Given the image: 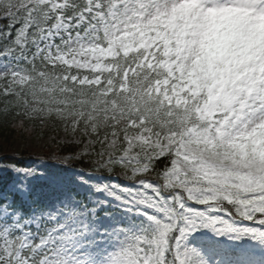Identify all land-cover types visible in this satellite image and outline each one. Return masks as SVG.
Here are the masks:
<instances>
[{"label":"snow or ice","instance_id":"snow-or-ice-1","mask_svg":"<svg viewBox=\"0 0 264 264\" xmlns=\"http://www.w3.org/2000/svg\"><path fill=\"white\" fill-rule=\"evenodd\" d=\"M257 25L264 0H0V264H264Z\"/></svg>","mask_w":264,"mask_h":264},{"label":"rangeland","instance_id":"rangeland-1","mask_svg":"<svg viewBox=\"0 0 264 264\" xmlns=\"http://www.w3.org/2000/svg\"><path fill=\"white\" fill-rule=\"evenodd\" d=\"M255 33L264 35V26L257 25L254 29ZM256 39H259V35H257ZM19 149V142L15 139V136L10 139L9 144L6 146L4 144L0 143V154H6L9 153V156L15 154ZM30 162V160H27V163Z\"/></svg>","mask_w":264,"mask_h":264},{"label":"trees","instance_id":"trees-1","mask_svg":"<svg viewBox=\"0 0 264 264\" xmlns=\"http://www.w3.org/2000/svg\"><path fill=\"white\" fill-rule=\"evenodd\" d=\"M12 137H14V134H12V133H4V134L0 135V143L7 146ZM25 155H27V154H25Z\"/></svg>","mask_w":264,"mask_h":264}]
</instances>
